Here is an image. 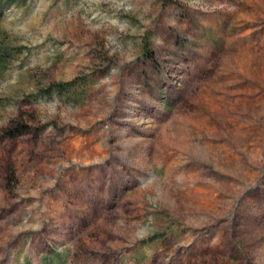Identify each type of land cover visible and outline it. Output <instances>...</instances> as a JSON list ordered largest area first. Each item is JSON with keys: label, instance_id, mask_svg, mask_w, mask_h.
I'll return each instance as SVG.
<instances>
[{"label": "rangeland", "instance_id": "374dc122", "mask_svg": "<svg viewBox=\"0 0 264 264\" xmlns=\"http://www.w3.org/2000/svg\"><path fill=\"white\" fill-rule=\"evenodd\" d=\"M0 2V264H264V0Z\"/></svg>", "mask_w": 264, "mask_h": 264}, {"label": "trees", "instance_id": "16d2710c", "mask_svg": "<svg viewBox=\"0 0 264 264\" xmlns=\"http://www.w3.org/2000/svg\"><path fill=\"white\" fill-rule=\"evenodd\" d=\"M1 4V2H0ZM23 50L22 47L18 46H7L0 44V76L8 69L10 61L13 59V57L16 54L21 53ZM146 53H148V50H145ZM73 85V83L70 84H63V83H54L50 84L47 89V94H52L53 92H65L68 91V87ZM27 127L25 125L18 126L15 128V130L8 132L6 135L7 137H14L16 135H21L25 133ZM1 139V137H0Z\"/></svg>", "mask_w": 264, "mask_h": 264}]
</instances>
